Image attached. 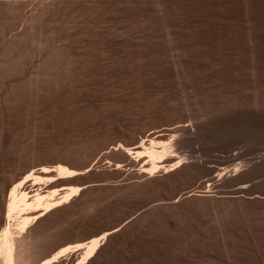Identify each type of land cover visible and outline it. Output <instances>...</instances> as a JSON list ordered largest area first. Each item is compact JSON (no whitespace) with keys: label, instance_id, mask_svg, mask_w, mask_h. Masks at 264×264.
<instances>
[{"label":"bare ground","instance_id":"obj_1","mask_svg":"<svg viewBox=\"0 0 264 264\" xmlns=\"http://www.w3.org/2000/svg\"><path fill=\"white\" fill-rule=\"evenodd\" d=\"M21 1L13 0V3L9 2V5L8 1L7 3L1 1L3 4L6 3L5 8L9 11L8 13L4 9L5 14L8 13L5 17L6 20L9 19L10 22L14 20L11 26L8 24V21H5L7 26L3 25L4 28L0 31V38H2V40L6 38L8 45L23 41L24 38L30 35L29 32L32 34V27H35V24L38 22H42V19L45 20L44 18L48 15L53 13L58 14L64 11L78 10L77 12H79L84 9L87 10L91 2V0H52L51 3L50 1L48 3V0H43L44 3H42L43 1L41 0V4H39V2L37 3L35 0L32 2L31 7L23 12L21 5L24 1ZM15 24H18V26H15ZM119 27L120 26H118V28ZM141 28L143 29L142 26ZM95 29L93 31L91 30V34L89 31V35L81 37V39L59 40V42L54 45L52 44L51 48L47 49L45 54L39 51L37 53L40 55L35 54V56L33 54V56L30 55L29 57L23 56L27 58L22 59L21 57L19 61L16 60L19 63H16L17 65H14V62H8V60L0 64V71H2V79L0 77V84H2V86L0 85V98L3 104L9 102L14 91L17 90V88L12 85L15 80L11 79L9 76L10 69L12 70L14 68L19 72V76L15 81L21 85L18 87V90L25 92L29 91V93L36 87H40L39 90L42 91L48 89L49 86L45 88L44 86L37 85L41 83L40 81H45V77L48 78L47 76H51L49 81H51L50 84H52V86L50 85L51 89L53 88L51 92L53 91L54 102L60 105L58 109L60 112H55L54 109L55 116L56 113L59 112L62 116L61 119L65 120L62 124L68 121L65 126H62L60 123V125L64 127L63 131L65 134L70 136V139L68 136H64L65 138L67 137L66 140H72L71 138L74 137L73 139L79 142L78 148L76 146L77 149H75L73 145L75 150H73V148L71 150L69 145V149L63 148L62 146V148H58L57 146L56 149L54 148L49 151L43 149L47 146L46 144L45 147L42 148V146L40 147L38 144V146H36V144L32 142L35 144L34 146L28 144L29 146L27 145V147L26 144L25 146L23 145V147H27V149L24 148L23 150L22 147L18 145V148L15 146L14 148L21 150L9 151V149H14L11 148L13 144L8 150L6 149L7 146L1 150L2 142L0 141V264H112L116 259H131L129 253L132 249L135 248L140 250L144 243H156L157 241H161L160 238L151 234V231L154 229L153 227L156 225L158 227L156 223L158 220V223L160 221H166L170 224V219L180 215L186 205L190 207L192 200L194 202L203 197L207 198V195L204 194L207 192L204 190L206 183H209L210 185L208 186H211L210 190L208 189V193L210 194L207 199H213L214 201H210L217 202V206L219 203L220 209L222 208L223 210L224 208L223 212L225 215H229L225 212V210H229L232 212L235 211L236 214L241 217L244 213L249 211L252 213L254 209L252 205H264V191H258L257 188L249 185L251 184L249 183L251 179L259 174L257 168H263L264 160L263 162L261 160L262 163L260 165H258V163L262 158H259V161L258 158L255 160L256 165L254 164L255 162L251 160L255 165L254 167L252 166L253 168L249 167V162L247 161L249 169L246 170L245 167L243 170V166L247 165V162L243 166L239 163L235 166L233 165V168H230L229 164L236 163L235 161L240 158L239 155L236 153H229L230 155L227 157L224 156V158H220V156L215 157L214 154V157L211 156L213 149L207 148V144H205L206 146L202 145V141H205L204 139L207 135V133H205L207 124L199 120L203 115V113H200L201 104H204V98L202 97L205 96V94L207 95L211 89H219L218 87H220V91L217 90L220 93L226 92L232 95L243 96L244 94L240 95V93L243 92L242 90L245 87L247 88V85L252 84L254 81L253 73L255 71H260L262 67L256 60L254 46L251 43L253 39L250 38L247 40L245 46V59H242L244 57L239 52L232 53V60L235 62L234 69H242L248 75V81L245 82L246 84L248 83L246 86L244 84H239L240 86L238 85L235 88L227 90V86L226 88L224 86H218V84L215 83L213 84L211 78H214L213 76H216V73H220L219 71L216 72V70H214V72V68L211 69L212 71L207 70L206 68H209V65L207 63L202 64V62H199L200 66L206 67L202 69L207 71L195 74L192 82H188L187 77L189 74H186L187 72L185 73L184 70H182L184 73L178 72L177 69L162 70L156 73L143 71L141 74V70L139 69L141 75L136 79L137 83H134L136 85L133 86L134 84L132 85V81L129 80L131 81L132 87H134L133 95L134 93L136 94V98L133 99V102L129 103L125 101L127 97L125 99L115 97V99H113L114 103L111 102L112 104L108 105V101L106 104L105 102H103V104L96 101L98 100L95 99L97 95L93 93V90H95V81L93 82L90 76L91 74L106 76V68L109 66L108 64L111 63L108 61V53H111L113 49L118 51V46H122L127 40L129 41L133 37L138 38L141 35L136 34L138 32L134 30L131 31L130 28L128 29L126 27L114 31H108L109 29ZM167 31L168 30H166V32ZM169 32L171 31L169 30ZM30 37H33V35ZM249 37L251 36L249 35ZM128 41L126 43H128ZM133 42H135V40ZM217 49L222 52V54H225V48L218 47ZM43 52H45V50ZM171 55L175 56L176 54ZM138 56L140 57V55ZM178 56H180V54ZM209 56L211 57V55ZM153 58L154 57L151 59ZM190 59L192 58L190 57ZM172 60L175 61L173 57ZM185 60H187L186 57ZM114 61L113 63H115ZM174 61L173 63H175ZM177 61L178 60H176V62ZM161 62L162 61H160V63ZM12 63L14 64L12 65ZM119 63L121 64V62ZM178 63L180 64V61ZM185 63L187 62L185 61ZM208 63L210 64V62ZM222 64L220 63L219 65L221 66ZM216 65L217 64H215V66ZM171 66L173 68V65ZM182 66L181 68L184 67ZM148 68L150 69V67ZM165 68L167 69L169 66ZM175 68H178V66L176 65L175 67L174 65V69ZM142 69L145 70V67ZM222 69L223 68H219V70ZM188 70L191 69L189 68ZM108 72L109 71H107V73ZM196 72L199 73L198 70H196ZM135 75L136 76L133 77H138L137 74ZM178 76H183L187 80L185 86L182 87V89L177 88V90L170 93L171 89L163 82L167 78L175 80ZM148 81L151 83L149 84L152 85V88L150 87L149 89V97L143 100L144 97L139 94L146 89L145 86ZM194 81H196L195 83H199L200 86H194ZM32 83H37V85H35L36 87L34 86L33 89ZM203 83L206 85H203ZM107 84H105V86ZM194 87H198V95H196L195 92V96H199L200 98L198 99V97H196L194 100L198 99L201 104H197L196 101H193L192 104L196 102L197 105H195L196 107L198 106L199 113L193 112L194 108L186 102L187 96L185 99H182L181 93L178 92L179 89L183 90L187 88L193 93L194 90L192 91L191 89H194ZM97 89L99 91L101 90L99 87H97ZM39 90L35 92L38 93ZM48 90L50 94V89ZM109 90H111V88ZM258 90L261 96L264 95L263 89ZM130 92L128 94H130ZM256 92H258L257 89ZM32 93L33 92H31V94ZM41 93L40 91V94ZM144 93H146V91L142 94ZM249 93L250 92H247V94ZM71 95L74 97H71ZM124 95L126 94L124 93ZM193 95L194 93L192 96ZM69 96L71 99L62 103V100H66ZM256 96L257 94L247 95L244 99L253 102ZM132 97L130 96L131 100ZM208 97H210V95ZM237 97L238 96H236V98ZM233 99L234 98H232V101ZM189 100L192 101V98ZM219 100L220 99H218V101ZM60 101H62L61 104H59ZM126 105H129V108H126L127 110L125 109ZM209 105H207L208 108ZM112 106H114V108ZM115 106H118V108L116 107V109ZM49 108L51 109V107ZM52 109L51 115L53 114ZM243 110L249 112L246 108ZM232 115L231 117H233ZM52 116L51 118H54V114ZM35 118L38 117L36 116ZM58 118L59 117H57V119ZM9 128L11 127L9 126ZM235 132L237 133V131ZM60 133L61 131L59 134ZM252 134L253 133H251V135ZM51 135L54 136L55 134ZM58 135L56 134L55 136ZM50 139L48 141H50ZM24 140L25 139H23V141ZM52 140L55 141L54 139ZM14 141L15 140H13V142ZM62 141L64 142V140ZM65 142L67 143V141ZM71 143L73 142L71 141ZM215 143H217V141ZM73 144H76V142L74 141ZM232 144L233 141L230 140L229 142L228 140L225 142L224 147L228 148ZM55 146L56 144L53 147ZM212 146L215 145L212 144ZM48 149H50V147ZM224 152L226 153V151ZM189 202L190 204H188ZM212 205V207H214V204ZM216 209H218V207ZM262 209L264 211V207ZM185 212L186 211H184V213ZM186 214L189 215L187 212ZM219 218L221 219L222 217H218V219ZM173 220L175 221L176 219H172V221ZM163 225H166V223ZM169 233H171V231ZM203 236L205 237V235ZM207 239L210 238H206L205 241L202 240V242L209 244L206 241ZM217 239L219 240L220 236ZM162 241L165 242L164 240ZM215 242L217 241L215 240ZM193 252L198 253L200 251L195 249ZM203 255L211 260L220 259L211 252H203ZM221 262L230 264L224 259H222Z\"/></svg>","mask_w":264,"mask_h":264},{"label":"rangeland","instance_id":"obj_2","mask_svg":"<svg viewBox=\"0 0 264 264\" xmlns=\"http://www.w3.org/2000/svg\"><path fill=\"white\" fill-rule=\"evenodd\" d=\"M1 1L6 2V3L8 1V5H9V2L13 3V0L12 1L11 0L10 1L1 0ZM1 1H0V5H1L0 9L2 7L4 8H2L0 11V31L1 29L3 30L4 28L3 25L7 24L5 21H8V24L10 26L11 24L14 23V20H11L12 23L10 22L9 19L6 20L5 17L6 15H8L9 11H7L5 8L6 3L3 4ZM22 1H24V3H22L21 8L23 9V12H25L27 9H29V7H31L32 2H34L35 0H22ZM36 1L37 3L39 2V4H41V0L40 1L36 0ZM49 1L50 3L52 2V0H48V3ZM67 1H73V0H67ZM42 3H44V1ZM90 3L88 5L90 7H88L87 10L84 9L83 11H79V12H77L78 10L64 11L61 13L59 12L58 14L53 13V14L48 15L46 18H44L45 20L42 19V22H38L39 23V24L37 23L38 25L35 24V27L33 26L34 30L32 27L31 29L32 34L29 32L30 35L28 34L29 35L28 37L24 38L23 41H20L18 43L15 42L14 44L8 45L6 42V38L5 39L3 38V40L2 38H0V64H3L5 63L6 60H8V62L11 61L15 63V64L12 63V65L13 64L17 65L19 63L16 60L19 61V58L21 57L22 59L27 58V57L24 58L23 56L29 57L30 55L33 56V54L38 55L39 53L37 52L39 51H42L40 53L45 54L47 52L46 50L50 49L52 44L54 45L55 43L59 42V40L60 41L64 39L65 40L66 39L67 40H71V39L77 40V38L81 39V37H85L86 35H89V31L91 34V30L93 31L95 28L97 30L98 29H103V30L109 29L108 31L120 30V28L122 27H126L128 29L130 28L131 31L134 30L135 32H138L136 34H139L141 36L138 38L133 37L130 39L131 41L127 40L128 43H126L127 42L126 41L122 46H118L119 48L118 51L113 49L111 50V53L110 52L108 53L109 54L108 61H110L111 63L108 64L109 66L107 65L108 67L106 66L107 70L105 72H106L107 77L105 75L102 76V75L91 74V76L95 78L91 76L90 78L93 82L95 81V87H94L95 90H93L94 91L93 93L97 95V96L95 95L94 96H95V99H98L96 101H98L99 103L105 102L106 104L108 101L109 102L107 103L108 105L112 104L114 103L113 99H115V97L121 98V99H125L127 97L125 101H128L129 103H131L133 102V99L136 98V94L134 93L133 95L134 87H132V85L134 83H137L136 79L139 78V76L143 73V71L149 72V73L150 72L156 73L162 70H177L178 69V72H183L182 70H184L185 73L187 72L186 74H189L187 77L188 82H192L194 80L193 76H195V74H200L203 71H207V70L212 71L211 69L214 68L213 71L214 70H216V72L219 71L220 74L216 73V76H213L214 78H211L212 79L211 82L213 84L215 83V84H218V86L220 85L224 87L227 86L228 87L227 90L235 88L239 84H244L246 86L248 83L246 84L245 82L248 81L247 79L248 75L242 69H239V70L234 69L235 62L232 60V53L239 52L244 57L242 59H245V55H246L245 46L247 44V40L252 38L253 41L251 39L252 41L251 43L254 46L256 60L258 64L261 65L262 71L261 70L255 71L253 73L254 81L252 82V84H248L247 88L245 87L242 90L243 92H241L240 95L244 94L243 96L232 95L226 92L220 93L219 92L220 87H218L219 89L217 88L214 90L211 89L210 92L207 93V95L205 94V96L202 97L204 98L203 100L204 104L202 105L200 101L198 100L200 99L199 96H195V92H196V95H198L197 93L198 87H194V89L193 88L191 89L192 91L194 90L193 96L195 97L192 96L193 93L190 91V89L185 88L181 90L182 87L185 86V83L187 81L183 76H178L177 79L175 80L167 78L165 79L166 82L164 81L163 83L166 84L167 87L171 89L170 93L173 92L174 90H177V88H181L179 89L178 92L181 93L180 95L182 99H185L186 96L188 97V98L186 97V102L190 104L192 108H194L193 112L199 113L198 106L196 107V105L201 104L202 107H200V113H203V115L201 116L199 120L201 122L204 121L203 123L207 124L206 125L207 127L205 126L206 127L205 133H207V135L204 139L205 141H202V145L206 146L205 144H207L206 146L207 148L213 149L211 152V156L214 157L215 155V157L220 156V158H224V156L227 157L231 153L238 154L240 157L238 158L240 160L238 159L237 161H235L236 163H231L232 165L229 164L230 168H233V165L235 166L236 164H239V163L243 166L245 165L247 161L249 162V167L253 168L256 165L255 160H257V158H258V161H259V158H262L260 159L259 163L257 162L258 165H260L263 162L264 160V151H263L264 150V147H263L264 146V143H263L264 142V121L262 120H264V95L261 96L258 89L264 90V68H263L264 67V0H191V1L190 0H91ZM90 8H93V9H90ZM4 9L8 12V13L6 12L7 14H5ZM15 26H18V24H15ZM118 26L120 27L118 28ZM141 26L143 27V29L141 28ZM166 30L168 31L166 32ZM169 30L171 32H169ZM221 32H224V33H221ZM31 35H33V37H30ZM249 35L251 37H249ZM166 36L167 37L169 36L170 38L169 37L167 38ZM134 40L135 42H133ZM173 47L174 48L176 47V48L174 49ZM218 47L225 48L226 49L224 52L225 54H222V52H220L217 49ZM139 48L140 49L142 48V49L140 50ZM44 50L45 52H43ZM170 53L173 55L175 54L176 55L172 56ZM179 54L180 56H178ZM190 54L194 56H191ZM138 55H140L141 58ZM209 55H211V57ZM157 56L158 57L160 56V57L158 58ZM152 57L154 58L151 59ZM172 57L173 59H175V61L172 60ZM185 57L187 60H185ZM190 57L192 59H190ZM154 59L157 62H155ZM163 60H166V61L168 60L169 61V62L167 61L168 65L166 64V61H163ZM176 60L178 61L176 62ZM223 60L225 61V63ZM113 61L115 63H113ZM160 61H162L161 63L163 64H161ZM173 61L175 63H173ZM179 61H180L181 66L183 64L184 66V67L182 66L183 68H181L180 64L178 63ZM185 61L187 63H185ZM119 62H121V64ZM199 62L200 63L202 62V64L207 63L209 65V68H206L202 65L200 66ZM208 62H210V64ZM220 63L221 64L223 63V64L220 66L219 65ZM155 64L156 65L158 64L159 66L158 65L156 66ZM215 64L217 65L215 66ZM171 65H173V68ZM174 65L175 67L177 65L178 68L174 69ZM166 66L167 67L169 66L170 69L169 68L166 69L165 68ZM144 67H145V70L142 69ZM148 67H150V69ZM116 68H119V69H116ZM189 68L191 70H188ZM202 68L204 69L206 68L207 70H204ZM219 68L220 69L223 68L225 70L223 69L219 70ZM13 69L9 70V74H10L9 76L11 79L16 81L17 77L19 76L18 75L19 72H17L18 70L16 71V69H14L15 70L14 71ZM139 69L141 70V74H140ZM196 70H198L199 73H197ZM107 71L109 72L107 73ZM1 72L2 71H0V75H1L0 77L2 79ZM135 74H137L138 77H133V76H136ZM109 75L112 77H110ZM128 76L129 77L131 76V77L129 78ZM47 77L49 79L45 77V81H44L43 80L44 78H43L42 79L43 82L40 81L41 83H39L40 85L39 84L37 85L38 82L35 84L32 83L33 85L32 89L35 85L44 86L45 88L49 86L48 89H50V94H49L48 89H45L44 91H42V90H39L40 87L37 88L36 86L35 87L37 89L35 88L36 90L35 89L34 90L35 91L39 90L38 93H36L34 90L31 91L33 92L32 94L31 92L29 93V91L28 92L20 91L18 90V87H20L21 85L18 82L17 84L14 81L12 85L15 88H17V90L14 91L15 95L13 93L11 100L3 104L0 98V104H1L0 105V139H2L0 140L2 142V146L0 145L2 147V148L0 147L1 150H3L6 146H7L6 149L8 150V148L12 144L13 145L11 148H14V146L18 148L17 146L19 145L22 147L23 150L24 148L27 149L29 145L34 146L35 144L36 146L38 145L40 147L42 146V148L45 147V144H46L47 146L50 147V149H48L49 147L47 146L43 149H46L49 151L53 150L54 148L56 149L57 146L58 148H62V147L67 148V149L71 148V150L73 148V145L75 146L74 147L75 149L78 148L79 142L76 139H73L74 137L71 138L72 140H66L67 137L66 138L64 137V136H68V138L70 137L69 135L65 134V132L63 131L64 127H62V126H65V124L68 121L66 120L67 122H65V124H62L64 123L65 120L61 119L62 116L60 115L59 113L60 111L58 110L60 105L54 102V96L52 94L53 91L51 92L53 88L51 89L50 85L52 86V84H50L51 81H49L51 79V76H47ZM125 77L128 79H126ZM133 78L135 79V81ZM129 80L132 81V85H131V81ZM99 81L101 84L99 83ZM195 82L196 81H194V83ZM254 82H255V85H254ZM149 83L150 82L148 81L146 84L147 87L145 86L146 89H144L139 94L144 97L143 100L147 99L150 95L149 89L152 85H150L151 83L150 84ZM105 84H107L106 85L107 87L105 86ZM0 85L2 86V84ZM135 85L136 84H134L133 86ZM203 85H206V84L203 83ZM1 86H0V90H1ZM194 86H200V85L199 83H195ZM97 87H99V89L101 90L99 91ZM110 88L111 90H109ZM114 88H116L117 90ZM255 88L257 89L258 92H256ZM40 91L42 92L41 94H40ZM144 91H146V93L142 94ZM129 92L131 95L128 94ZM247 92H250V93L247 94ZM34 93L37 95H35ZM124 93L126 95H124ZM182 94L184 95V98ZM253 94H257L253 102H250L244 99V97H246L247 95H253ZM209 95L210 97H208ZM130 96L131 97L135 96V97L134 98L132 97V100H131ZM230 96L234 98L233 101ZM236 96H238L237 97L238 99L236 98ZM51 97L53 100L51 99ZM71 97H74V96L71 95ZM196 97H198V99L194 100L196 99ZM191 98H192V101L189 100ZM68 99L69 100L71 99L70 96L66 100L65 99L62 100L63 102L60 101L59 104H61V102L64 103V101L66 102ZM218 99H220L219 100L220 102L218 101ZM193 101H196L197 104L196 102L192 104ZM207 105H209V108ZM49 107H51V109L53 108L52 113L54 114V118H51L53 117L52 116L53 114L51 115V109ZM112 107L114 108V106ZM116 107L118 108V106H115V108ZM126 108H129V105H126L125 109ZM244 108H246L249 112L247 111L245 112L243 110ZM54 109H55V112L59 111L56 113V116H55ZM115 111H118V110H115ZM205 112L208 114H206ZM231 115L233 117H231ZM36 116L38 118H35ZM57 117H59L60 119L59 118L57 119ZM52 120H53V123H52ZM60 123L62 124V126L60 125ZM9 126L11 128H9ZM59 130L61 131L60 133L61 135L59 134L60 132ZM235 131H237V133ZM251 133L253 134L251 135ZM51 134H55V135L59 134V135L52 136ZM23 139L25 140L23 141ZM49 139L50 141H48ZM52 139H54L55 141H53ZM13 140L15 141L13 142ZM62 140H64V142ZM228 140L229 142L230 140L233 141V144L230 147H228L229 149L224 147L225 142H227ZM18 141L20 142V144ZM65 141H67L68 145ZM71 141L73 143L75 141L76 144L71 143ZM216 141L217 143H215ZM32 142H34L35 144ZM54 143L56 144L55 147H53L55 145ZM25 144L26 146L28 144L29 145L27 147H23V145L25 146ZM212 144L215 146H212ZM249 146L250 148L251 147L252 148L250 149ZM16 148L11 149V150L9 149V151L21 150V149H16ZM74 148L73 150H75ZM224 151H226V153ZM251 160L255 162L254 163L255 165L253 164ZM248 162H247V165L243 166V170H244V167H245V170L249 169ZM263 168H257L258 170L257 172H259V174L255 175L256 177L254 176L249 182L251 183L249 185L254 186L255 188L258 189V191L259 190L264 191V188H263L264 187V179H263L264 169ZM260 171L263 173V175ZM208 185L210 184L206 183V186L204 187V190L207 191L206 193H204L207 195V198H208V195L210 194L208 193V191L211 188V186H208ZM258 186H263V187H258ZM207 198L203 197L200 200L197 199V201L196 200L194 201L195 203L192 200L191 204H190L191 202L190 201L188 203L190 204V207L189 205L188 206L186 205L185 207L186 209L183 208V212H181L180 214L181 216L177 215L176 217H173L172 219H176L175 221L174 220L172 221V219H170V224H168L166 221H160L158 223L159 221L158 220L156 222L158 224V227L157 225L155 226L156 228L153 227L154 229L151 231V234L152 235L154 234L153 236L160 238L161 241L164 240L165 242L157 241L156 243L155 242L144 243L142 246V249L139 250V249L134 248L131 250V252L129 253L131 256V259H126V258L116 259L112 264H224L223 262H221L222 259L226 260L230 264H264V211L262 209L264 205L262 206H259L261 204H255L256 206L252 205L254 208L252 213L251 211H249L247 213H244L243 216L240 217L239 215L236 214L235 211L232 212L229 210H225V212L229 214V215H225V213L223 212L224 208L223 210L222 208L220 209L219 203L217 206L216 205L217 202H211L214 200L207 199ZM197 204H198V208H197ZM212 204H214V207H212L213 206ZM217 207L220 213L218 212V209H216ZM189 209H192V210H189ZM213 210H216V211H213ZM184 211H186L189 215H187L186 212L184 213ZM227 216H230V217H227ZM218 217H222V218L218 219ZM165 223L166 225H163ZM173 223L175 224L177 223V224L175 225ZM165 226H168V227H165ZM170 231L171 233H169ZM203 235H205V237ZM219 236H220V239L218 240L217 238ZM206 238H210L206 240L209 244L202 242V240L205 241ZM215 240L217 242H215ZM195 249H197L200 252L194 253L193 250ZM203 252L204 253L211 252L217 255L216 257L220 259L211 260L208 257L204 256Z\"/></svg>","mask_w":264,"mask_h":264}]
</instances>
